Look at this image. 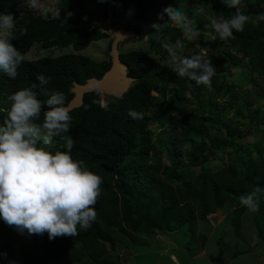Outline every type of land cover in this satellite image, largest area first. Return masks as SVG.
I'll return each instance as SVG.
<instances>
[{"label":"trees","instance_id":"16d2710c","mask_svg":"<svg viewBox=\"0 0 264 264\" xmlns=\"http://www.w3.org/2000/svg\"><path fill=\"white\" fill-rule=\"evenodd\" d=\"M27 1L0 0V14L10 13L14 19L15 39L11 42L24 56L15 79L0 72V124L10 105L9 97L16 91L32 88L35 83L37 87L32 90L38 99L47 100L36 80L39 74L52 78L45 87L49 93H63L66 106L73 97L74 83L100 78L111 66L110 57L96 60L80 53L91 42L109 36L104 30L113 25L106 24L101 30L103 21L130 12H133L132 19L143 21L151 6V0H98L103 2L104 12L97 15L85 7L88 0H62L63 9L71 13L70 16L59 13V16L42 17L26 4ZM207 1L218 21L230 19L237 10L249 16L243 31L233 30L231 38L216 40L213 44L204 38L205 31L212 27L201 16L193 20L192 26L201 32L194 40H188L183 29L171 22L157 29L133 30L140 39L146 34H155L150 38L157 51L164 49L162 54L168 53L165 44L173 46L179 41L195 48L193 55L202 57L197 48H206L209 43L216 50L220 46L217 54L209 51L204 58L211 61L216 71L211 90L177 76L171 64L161 62L141 48L120 51L119 59L127 64L128 74L134 76L135 81L120 97L109 100L107 107L101 105L97 89L85 93L83 103L69 110L70 132L62 134L74 141L70 151L72 158L102 178L100 196L94 206L95 220L86 231L77 226V235L73 237L49 240L44 233L43 240L22 251V264H115L109 260L111 252L118 248L127 250L134 243L140 249L130 255L125 264H176L171 254L154 257L152 250H163L164 243L146 245L139 239V236L153 238L157 234L176 246L172 254L197 264L187 256V252L194 254L200 245L196 238V220L200 219L201 226H205L212 221L211 214H217L230 204L234 208L227 217L229 224H222L215 240L208 241V236L200 233L201 244L206 250L219 253L227 243H237L227 240L226 229L230 225L233 234L246 242L243 249L232 254L233 258L243 255L244 261L239 264L248 258V262L257 264L264 253L261 246L264 243V193L259 195V209L255 213L242 206L239 197L251 193L257 186L264 188V158L261 153L257 155L260 158H255L247 149L241 151L240 143L254 127L264 128V108L258 104L251 109L249 102L240 106L238 96L233 93L235 86L226 83L234 65H241L250 76L255 74L264 81V21L256 19L258 13H264V0H241L238 9L226 7L221 0ZM34 44L46 49L68 46L71 49L57 56L28 59L25 53ZM152 91L159 96H154ZM186 92L191 97L194 95L198 104L188 111L184 109L188 101ZM161 97L173 109L164 111L169 129L160 140L151 141L148 113L155 104L158 112L163 111ZM219 98L227 100L219 105ZM235 106L240 108L232 110ZM129 109L140 113L141 118H130ZM174 111L182 113L175 117ZM43 112L34 123L42 124ZM230 112L231 118L228 117ZM158 118L163 125L161 116ZM261 143L260 150H263L264 140ZM229 148L233 150L228 153L227 164L216 171L205 166L204 154L226 152ZM51 150L67 151L65 141L60 136L53 137ZM149 151L152 156L148 155ZM161 152L172 154L168 163L162 161ZM194 166L200 167L195 174L191 169ZM12 229L0 220V264L13 260Z\"/></svg>","mask_w":264,"mask_h":264},{"label":"clouds","instance_id":"9594fccd","mask_svg":"<svg viewBox=\"0 0 264 264\" xmlns=\"http://www.w3.org/2000/svg\"><path fill=\"white\" fill-rule=\"evenodd\" d=\"M240 2L221 0L226 7L237 9ZM165 13L167 20H164ZM55 14L59 16L57 7ZM158 19L163 23L152 24L154 29L171 22L183 29L188 40H194L201 34L180 7H165L162 14H158ZM256 19L264 21V13H258ZM248 20L249 16L237 10L230 19L213 21L212 28L224 41L233 36V30L243 31ZM13 30V16L0 14V72L15 79L24 56L11 42L15 39ZM164 47L177 76L186 77L197 85H206L211 90L216 71L210 60L199 54L182 56L177 51L179 45L165 44ZM51 79L43 74L36 77L41 94L48 97L46 101L38 99L32 90L37 87L35 83L32 88L12 94L0 124V220L21 234L25 231L29 235L47 233L49 240L60 236L73 237L77 235V226L85 231L91 227L103 182L100 176L84 168L82 162L70 155L74 141L62 134L70 132L72 116L65 106L63 93H49L45 87ZM42 110V124L34 123ZM128 115L133 120L141 118V114L132 109L128 110ZM56 136L65 141L67 151L51 150ZM262 193L264 188L257 186L251 193L241 195L239 202L250 213H255Z\"/></svg>","mask_w":264,"mask_h":264},{"label":"rangeland","instance_id":"374dc122","mask_svg":"<svg viewBox=\"0 0 264 264\" xmlns=\"http://www.w3.org/2000/svg\"><path fill=\"white\" fill-rule=\"evenodd\" d=\"M62 0H28L26 4H28L29 7H32L33 10L41 15L42 17H51L55 14L56 7L59 9V13L63 14L65 17H68V11L63 9ZM150 10L147 12L145 20H134L132 19V16L122 22V19L126 16L118 15L116 19L108 20V23L113 25L116 29H122L123 31L129 32L134 31L135 28H144L145 30L154 29L152 27V24L154 23H163V21L158 19V14H162V10L171 5L173 8L180 7L181 10L185 13V15L188 17V19L192 22V25L194 26V19L197 16L203 17L204 20L208 21L209 24L212 27L213 21H218L212 14V8L210 7V4L207 0H151L150 2ZM85 7L92 11L93 13L97 15H102L104 12V4L102 1L98 0H88L86 2ZM164 15V20H167V14ZM104 22V21H103ZM101 23V22H100ZM101 25V24H100ZM101 30L102 27L100 28ZM157 29V28H156ZM108 33V37L102 38L97 41L91 42L86 48L82 49L80 53L90 56L93 59L96 60H103L110 57V53L112 51V45L115 43V36L111 29L104 30ZM135 32V31H134ZM211 34V35H209ZM205 39L207 38L208 41H212L213 44L217 43L216 40H220L218 35L215 33L214 29L206 30L205 31ZM151 36H155V34H146L143 36L142 39L138 37V34L135 32L134 35L130 36L132 40L129 39H123L122 42L118 41L117 43V50L120 51H127L131 48H141L151 56H153L156 59H159L163 63H169L170 56L169 53L162 54L164 49H161L160 51H157L155 46L152 43ZM215 37V39H213ZM121 44L119 47L118 45ZM176 45H179L180 47L177 49L179 54L182 56H193V51L195 48L187 47L184 45L182 41H179L177 44H173V47ZM197 48V47H196ZM71 49L70 46L68 47H51V48H43L40 44H34L32 47H30L27 52L25 53L26 58L28 59H34L41 56H57L59 54H63L64 52H67ZM201 51L203 54V58H205L206 54L210 51L214 54H217L220 51V46L216 50L214 48V45H211V43L207 44L206 48L200 47L197 48ZM226 84H233L235 86L234 90L239 100L237 101L240 106H242L244 103L249 102V106L251 109L258 106V104L263 105L264 108V81L259 76H256L255 74H252L251 76L248 74V70L242 67L241 65H234L231 68V75L227 78ZM154 96H159V94L156 91H152ZM186 96L188 97V101L185 103L186 111L190 110L191 108H196L198 104L196 101H194V95L191 97V94L189 92H186ZM99 97H100V103L103 106H108V101L112 99L118 98V96L114 95H106L102 90H99ZM162 105H163V111L158 112L156 107L157 104L154 105V108L148 113V116L151 118V124L148 127V129L151 130V141L160 140L162 137L165 136L166 132L169 129L168 125V118L164 116V111L167 109L168 111H172L173 109L171 107L167 106L166 99L162 98ZM227 98H219L217 99V103L219 105H223L226 102ZM237 108H240L239 106H235L232 110H236ZM182 112L174 111L173 115L175 117H179ZM158 116H161L163 120V125L159 124V118ZM228 117L231 118V112L228 114ZM243 126V125H242ZM164 130V131H163ZM176 133H179V130H176ZM262 140H264V128H256L254 127L251 133L246 134L241 140V147L242 150H248L250 151V154L253 155L255 158H260L257 155L261 153V157L264 158V149H262ZM180 148H184L183 144H179ZM187 148V147H186ZM184 150H186L184 148ZM233 149L229 148L227 151L222 152H216L214 154H204L205 157V166L210 168L211 171H216L217 169L221 168L223 165L227 164L229 161V155ZM149 156L151 155V151H149ZM160 157L162 158V161L164 163H168L169 160H171L172 154H168L165 152H161ZM184 157V154H183ZM152 159V157H150ZM193 170V173H197L200 169L199 166H194L191 168ZM234 208L233 204H230L229 206H226V208L220 210L217 214H211V222L205 223V226H201V220H196V238L200 242V245H198V250L194 254H189L187 252V256H191L190 258L194 260L197 264H239L238 262L244 261L242 259L243 255H240L236 258H233L232 254H235L236 251L243 249L246 246V242H243L239 238L233 234L231 226L229 225L226 229L227 233V240H234L237 243L232 244L227 243V245H223L224 247L221 249L219 253H215L211 250H206V247L204 244H201V240L199 238L200 233L206 234L208 236V241L211 239L215 240L216 235L221 231V226L223 223H228V215L229 212ZM13 228V227H12ZM13 234V246H14V256L13 260L8 262L7 264H22L21 261V253L22 251L26 249L33 248L35 243L40 242L43 240L42 235L32 234L29 235L26 231L21 234L19 233L15 228L12 229ZM140 241L143 242V244L146 245H157L158 243H164L165 248L163 250H152V253H154V257H162V255L171 254V258L173 261H175L176 264H190V261H188L185 258H182L180 260L175 254H172L173 250H176V246L170 242L165 236L162 235H155L153 238H146L144 236H139ZM250 239V238H249ZM212 240V243L214 241ZM157 243V244H156ZM137 244L131 245L132 247L125 250L124 248H118L116 251L111 252L110 262L111 263H119V264H125L127 262V259L130 255L135 254L139 251L140 247L136 246ZM142 245V244H140ZM264 252V243L261 245ZM157 249V248H155ZM174 253V252H173ZM150 254V251L148 252ZM250 259V258H248ZM248 259L246 262L241 264H249L250 260L248 262ZM156 263V262H155ZM138 264H148V262H139ZM252 264V263H250ZM257 264H264V253L260 256L258 259Z\"/></svg>","mask_w":264,"mask_h":264},{"label":"water","instance_id":"95a60500","mask_svg":"<svg viewBox=\"0 0 264 264\" xmlns=\"http://www.w3.org/2000/svg\"><path fill=\"white\" fill-rule=\"evenodd\" d=\"M110 13V12H109ZM133 12L128 13L122 22L128 20L132 16ZM110 17H107L104 21V27L108 24ZM115 36V43L112 45V51L110 53L111 66L100 78H89L85 83H74L71 91L73 92V97L70 99L66 107L71 110L83 103L84 94L91 92L95 89L102 90L106 95H114L120 97L125 93L131 84L135 81V77L128 74L127 64L121 62L119 59V52L117 50V42L121 41L127 37L135 34L134 31L126 32L122 29H116L110 26Z\"/></svg>","mask_w":264,"mask_h":264}]
</instances>
